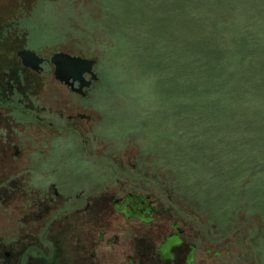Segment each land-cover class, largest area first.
Segmentation results:
<instances>
[{"label": "rangeland", "instance_id": "374dc122", "mask_svg": "<svg viewBox=\"0 0 264 264\" xmlns=\"http://www.w3.org/2000/svg\"><path fill=\"white\" fill-rule=\"evenodd\" d=\"M24 2H33L26 18L33 47L96 61L99 81L88 100L95 128L114 149L130 140V155L152 166V192L173 193L160 185L164 177L177 184L181 197L211 214L210 224L223 222L229 235L238 224L229 242L214 247L210 228L200 230V264H244V205L254 216L247 232L262 235L264 261V87L244 81L247 75L258 78L264 52L244 51L242 57L229 46L224 81L195 86L189 96L179 64L182 49L201 42H264V0H0V6L11 13ZM202 155L217 157L224 175L202 169ZM107 161L89 163L77 142L59 140L42 166L55 169V179L75 190L83 175L103 178ZM231 167L247 171L235 181ZM206 220L200 216L202 224Z\"/></svg>", "mask_w": 264, "mask_h": 264}, {"label": "flooded vegetation", "instance_id": "af4514ba", "mask_svg": "<svg viewBox=\"0 0 264 264\" xmlns=\"http://www.w3.org/2000/svg\"><path fill=\"white\" fill-rule=\"evenodd\" d=\"M27 4L0 6V264H200L196 203L152 192V166L130 155V140L114 149L97 132L88 100L99 76L83 87L58 79L53 55L88 58L33 47ZM59 140L77 142L89 163L107 159L106 175L64 188L42 166Z\"/></svg>", "mask_w": 264, "mask_h": 264}, {"label": "trees", "instance_id": "16d2710c", "mask_svg": "<svg viewBox=\"0 0 264 264\" xmlns=\"http://www.w3.org/2000/svg\"><path fill=\"white\" fill-rule=\"evenodd\" d=\"M158 39V40H157ZM152 37V41H159V38ZM231 46L233 52L237 55L244 57L245 53H258L264 52V42L259 38L252 39V42L247 43L244 42V38H234V39H220L216 44L214 43H205L201 42L196 45L186 46L182 49L180 53V66L182 67V84L186 88L184 91V95L187 96L191 90L195 86H203V85H215L224 81L223 74L225 73V68L227 65L229 66V61L226 60V54H223L224 51ZM244 81L247 84H260L264 87V69L260 71L258 78L245 76ZM189 96V95H188ZM201 167L202 169L209 171L210 173H215L218 175H224V167L220 165V162L217 157L210 156H200ZM264 169V166H263ZM230 178L233 180H238L239 176L243 173L245 174L247 169H238L236 167H231L228 169ZM228 175V174H227ZM166 180V185L170 186V191L173 192L171 194L180 195L179 188L176 186L177 184L173 181ZM161 185V183H160ZM200 216H204L207 220L206 223L200 221V230H205L210 228L209 234L207 237L209 239V243L214 245L216 243L223 244L229 242L232 235L236 234L238 231V224L236 225V230L234 234L229 235L228 230L224 228L223 222L211 221L213 223L210 224V220H212L211 214H208L207 211L201 206L199 208L197 206L194 207ZM248 212L246 206L244 205V264H264V261H261L260 258V242L259 239L262 235L249 234L247 232L248 227L252 228L250 225L254 216ZM258 218V217H257ZM261 220L258 218L257 229L260 228ZM238 242L242 244V240L239 238ZM243 245V244H242ZM228 251V247L226 248Z\"/></svg>", "mask_w": 264, "mask_h": 264}, {"label": "water", "instance_id": "95a60500", "mask_svg": "<svg viewBox=\"0 0 264 264\" xmlns=\"http://www.w3.org/2000/svg\"><path fill=\"white\" fill-rule=\"evenodd\" d=\"M28 54L30 55H24L26 63H29V59L36 57L35 54L30 52ZM52 61L56 64L57 78L62 81L73 78L74 80H80L82 82L81 87H83L90 86L93 81L98 79V75L94 70L95 60L93 59H84L64 52H58L53 55ZM84 73L90 74L92 78L86 81L83 77Z\"/></svg>", "mask_w": 264, "mask_h": 264}]
</instances>
